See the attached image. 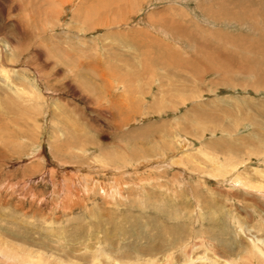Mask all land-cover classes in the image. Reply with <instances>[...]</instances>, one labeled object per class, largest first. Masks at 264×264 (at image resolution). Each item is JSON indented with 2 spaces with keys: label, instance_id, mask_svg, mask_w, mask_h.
Listing matches in <instances>:
<instances>
[{
  "label": "rangeland",
  "instance_id": "obj_1",
  "mask_svg": "<svg viewBox=\"0 0 264 264\" xmlns=\"http://www.w3.org/2000/svg\"><path fill=\"white\" fill-rule=\"evenodd\" d=\"M254 247L264 0H0V264H264Z\"/></svg>",
  "mask_w": 264,
  "mask_h": 264
},
{
  "label": "bare ground",
  "instance_id": "obj_2",
  "mask_svg": "<svg viewBox=\"0 0 264 264\" xmlns=\"http://www.w3.org/2000/svg\"><path fill=\"white\" fill-rule=\"evenodd\" d=\"M233 169V168H232ZM219 170V169H218ZM215 175V174H214ZM235 179V178H234ZM244 183H248L247 181H244ZM249 184V183H248ZM247 185V184H246ZM203 186V185H202ZM252 186H257V184L256 185H252ZM68 196V195H67ZM255 248V247H254ZM256 250H257V252L259 253V255L261 256V258L262 259H264V250H262V248H260V247H257V248H255ZM5 250V249H4ZM157 253V252H156ZM27 254V253H26ZM7 255V254H6ZM35 255V254H34ZM41 256H43V255H41ZM28 257V256H27ZM29 257H31V256H29ZM21 259H22V262H21V264H23V262L24 261H26V262H28L25 258H24V255H23V257L21 256L20 257ZM31 260V262L33 263V264H37V263H42L43 262V260H44V258H40L39 257V254L36 256V257H33V258H30ZM209 259V258H208ZM200 261H202V262H207L208 263V261H206V258H201V260ZM194 262V261H193ZM215 262V261H214ZM29 263V262H28ZM211 263V262H210ZM210 263H208V264H210ZM212 264H213V262H212Z\"/></svg>",
  "mask_w": 264,
  "mask_h": 264
}]
</instances>
